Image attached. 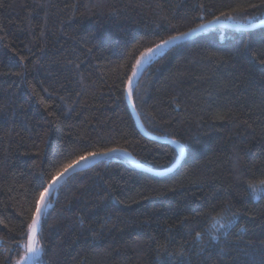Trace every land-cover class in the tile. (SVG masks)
I'll return each mask as SVG.
<instances>
[{"label":"trees","instance_id":"obj_1","mask_svg":"<svg viewBox=\"0 0 264 264\" xmlns=\"http://www.w3.org/2000/svg\"><path fill=\"white\" fill-rule=\"evenodd\" d=\"M214 17L151 57L131 106L141 53ZM263 21L262 0H0V264H25L52 173L109 148L156 172L185 157L165 175L123 152L73 173L38 264H264V27L218 25Z\"/></svg>","mask_w":264,"mask_h":264},{"label":"snow or ice","instance_id":"obj_2","mask_svg":"<svg viewBox=\"0 0 264 264\" xmlns=\"http://www.w3.org/2000/svg\"><path fill=\"white\" fill-rule=\"evenodd\" d=\"M264 2V0H262ZM250 7H257V5L252 4ZM235 11V9L233 10ZM221 15H224L223 13ZM219 17H214L212 20H205L202 23L197 24L194 28H190L186 32L179 33L177 35L169 36L167 39L162 40L159 44L155 45L154 48H148L145 52L141 53L140 59L136 61V65L133 68V76L136 75L139 67L146 63L147 60L154 54L159 53L162 49L167 48L169 45L175 44L177 41L184 40L196 32L204 31L209 29ZM249 51L251 48L249 47ZM257 58H260V62L264 64V51L255 54ZM131 81V77H129ZM129 98H131V93H129ZM175 142V141H174ZM183 146H180V152L183 153ZM123 149L109 148L101 152H90L86 155H81L75 160L63 164L61 167L57 168L52 177L48 180L47 186L43 187V191L39 194V199L36 201L35 213L32 215L31 223L28 225V242L26 244V252L22 259L27 264L28 261L33 260L42 252L39 241L37 240L38 230L41 226V217L47 208V199L53 190H55L62 182L75 173L79 168L86 166L90 161L97 157H110L115 153H121ZM264 184V181L261 182ZM252 191L255 193L258 189L255 185H250ZM235 216V214H233ZM233 221H229L228 224L221 225L223 228H227ZM197 238L201 236V233H196ZM215 239V237H214Z\"/></svg>","mask_w":264,"mask_h":264},{"label":"water","instance_id":"obj_3","mask_svg":"<svg viewBox=\"0 0 264 264\" xmlns=\"http://www.w3.org/2000/svg\"><path fill=\"white\" fill-rule=\"evenodd\" d=\"M214 25H215V24H213L212 26H214ZM216 25H217V24H216ZM218 25H221V26H224V27H228V28H231V29H238V30H256V29H258V28H262V27H264V21L261 22V23H259V24L250 25V26H235V25H230V24H225V23H220V24H218ZM200 32H202V31L196 32V33H194L193 35H191L190 37L195 36V35L199 34ZM190 37H188V38H190ZM188 38H186V39H188ZM186 39H184V40H186ZM181 41H183V40H181ZM181 41H177L175 44H177V43H179V42H181ZM175 44H173V45H175ZM169 46H172V45H169ZM169 46H168V47H169ZM152 56H153V55H152ZM152 56H151V57H152ZM151 57L147 60V62L151 59ZM147 62H146V63H147ZM146 63H143V64L139 67V69H138L137 72H136V75H135L134 78L130 81V83H129L128 87H127V99H128V102L130 103L131 106H132V104H131V98H129V93L131 92V88H132V86L134 85V83H135L136 80L138 79V77H139L141 71L143 70L144 66L146 65ZM132 108H133V107H132ZM132 110H133V115H134V118H135V120H136V123H137V125H138L140 131L143 132L145 136H147V137L150 138V139L157 140V141H160V142H163V143L173 144L174 146H177V147L180 148V146H178L175 142H172V141H165V140H161V139H157V138H154V137L149 136V135L145 132V130H144L143 126H142V123L140 122V119H139L138 115L136 114L135 110H134V109H132ZM123 154H124V155L127 157V159H128L131 163H133L137 168H139V169H141V170H143V171H146L147 173L154 174V175H165V174H169V173H171L173 170H175V169L177 168V166L181 163V161H182V160L184 159V157H185V153H183V155L181 156L180 160H179V161H178V162H177V163H176L171 169H169V170H167V171H164V172H156V171H153V170H151V169H149V168H147V167H145V166H142L141 164H139L134 158H132V157L129 156L128 154H126V153H124V152H123ZM107 158H108V157H97V158L93 159L92 161H90V162L87 164V166H88V167H89V166H92V165H94L95 163H98V162H100V161H102V160H104V159H107ZM79 170H81V168H79L77 171H79ZM49 196H50V195H49ZM49 196H48V198H49ZM47 200H48V199H47ZM41 219H42V217H41ZM32 261H33V260L28 261L27 264H32Z\"/></svg>","mask_w":264,"mask_h":264},{"label":"rangeland","instance_id":"obj_4","mask_svg":"<svg viewBox=\"0 0 264 264\" xmlns=\"http://www.w3.org/2000/svg\"><path fill=\"white\" fill-rule=\"evenodd\" d=\"M40 256H41V253L39 254V256H37V257L35 258V264H38V261H39ZM20 264H21V263H20Z\"/></svg>","mask_w":264,"mask_h":264}]
</instances>
